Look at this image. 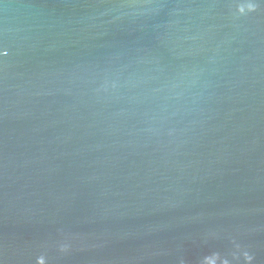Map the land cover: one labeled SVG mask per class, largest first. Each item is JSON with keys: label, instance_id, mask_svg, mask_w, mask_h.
<instances>
[{"label": "water", "instance_id": "1", "mask_svg": "<svg viewBox=\"0 0 264 264\" xmlns=\"http://www.w3.org/2000/svg\"><path fill=\"white\" fill-rule=\"evenodd\" d=\"M0 264H264V0H0Z\"/></svg>", "mask_w": 264, "mask_h": 264}]
</instances>
